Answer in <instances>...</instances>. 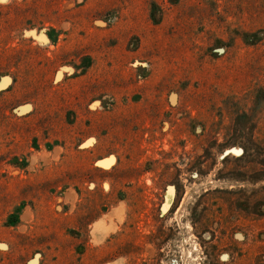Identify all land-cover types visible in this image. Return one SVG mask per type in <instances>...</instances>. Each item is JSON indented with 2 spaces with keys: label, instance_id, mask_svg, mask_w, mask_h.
I'll return each mask as SVG.
<instances>
[{
  "label": "rangeland",
  "instance_id": "374dc122",
  "mask_svg": "<svg viewBox=\"0 0 264 264\" xmlns=\"http://www.w3.org/2000/svg\"><path fill=\"white\" fill-rule=\"evenodd\" d=\"M261 257L264 0H0V264Z\"/></svg>",
  "mask_w": 264,
  "mask_h": 264
},
{
  "label": "flooded vegetation",
  "instance_id": "af4514ba",
  "mask_svg": "<svg viewBox=\"0 0 264 264\" xmlns=\"http://www.w3.org/2000/svg\"><path fill=\"white\" fill-rule=\"evenodd\" d=\"M225 247H226V246H225ZM229 247L232 248V250H231L232 253H236V254L241 253V254H242L241 251H238L237 246L230 244ZM236 248H237V251H235ZM122 264H124V263H122ZM250 264H252V261H250ZM255 264H264L263 257H261V261H260L259 263L256 262Z\"/></svg>",
  "mask_w": 264,
  "mask_h": 264
},
{
  "label": "bare ground",
  "instance_id": "6f19581e",
  "mask_svg": "<svg viewBox=\"0 0 264 264\" xmlns=\"http://www.w3.org/2000/svg\"><path fill=\"white\" fill-rule=\"evenodd\" d=\"M120 210H117L116 211V209L114 210V212L112 213L111 212V214L112 215H115V216H117V218H118V216H120L119 214H121L120 212H119ZM109 216V215H108ZM107 218V217H106ZM108 218H110V216L108 217ZM116 218V217H115ZM120 218V217H119ZM122 218V217H121ZM100 225H102V222H101V224ZM102 226H100V228H101ZM104 227H102V229H103ZM100 231H103V230H100ZM113 231V230H112Z\"/></svg>",
  "mask_w": 264,
  "mask_h": 264
}]
</instances>
